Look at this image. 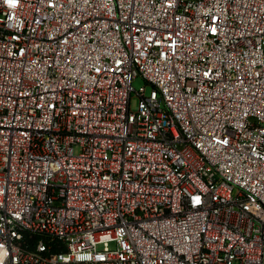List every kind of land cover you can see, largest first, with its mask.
Listing matches in <instances>:
<instances>
[{"label": "built area", "instance_id": "2783aa9c", "mask_svg": "<svg viewBox=\"0 0 264 264\" xmlns=\"http://www.w3.org/2000/svg\"><path fill=\"white\" fill-rule=\"evenodd\" d=\"M0 264H264V0H0Z\"/></svg>", "mask_w": 264, "mask_h": 264}, {"label": "rangeland", "instance_id": "374dc122", "mask_svg": "<svg viewBox=\"0 0 264 264\" xmlns=\"http://www.w3.org/2000/svg\"><path fill=\"white\" fill-rule=\"evenodd\" d=\"M133 87L135 88V90H139L141 89L142 87H146V91L147 93H150L152 91V85L151 84H148L143 78L141 77H138L134 80L133 82ZM136 106H137V97H136V93L134 92L133 93V99H132V102H131V107L133 110L136 109ZM75 152L78 153L79 152V149L76 148L75 149Z\"/></svg>", "mask_w": 264, "mask_h": 264}]
</instances>
